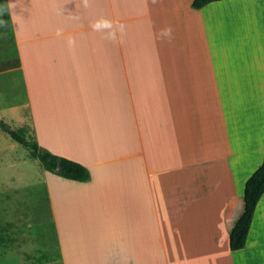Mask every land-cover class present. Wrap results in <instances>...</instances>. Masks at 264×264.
Instances as JSON below:
<instances>
[{"label":"crops","instance_id":"0c3cea01","mask_svg":"<svg viewBox=\"0 0 264 264\" xmlns=\"http://www.w3.org/2000/svg\"><path fill=\"white\" fill-rule=\"evenodd\" d=\"M192 2L0 0V93L90 173L44 170L59 264H264V193L229 249L264 155V0ZM100 17L127 26L122 43L91 29Z\"/></svg>","mask_w":264,"mask_h":264},{"label":"rangeland","instance_id":"374dc122","mask_svg":"<svg viewBox=\"0 0 264 264\" xmlns=\"http://www.w3.org/2000/svg\"><path fill=\"white\" fill-rule=\"evenodd\" d=\"M224 63L227 56L222 46L221 71ZM19 103V94L6 98L3 90L0 93V120L13 129L28 123L26 112L15 106ZM11 104L14 106L6 107ZM44 172L37 160L27 157L24 147L0 130V264H59L53 258L54 233Z\"/></svg>","mask_w":264,"mask_h":264},{"label":"trees","instance_id":"16d2710c","mask_svg":"<svg viewBox=\"0 0 264 264\" xmlns=\"http://www.w3.org/2000/svg\"><path fill=\"white\" fill-rule=\"evenodd\" d=\"M218 1L221 0H193L191 7L192 9L197 10L209 3ZM0 130L13 142L24 147L27 150V157L37 160L46 172L66 180L76 182L85 183L90 180V173L82 165L57 157L40 148L29 127L13 129L0 120ZM58 165H60L59 168L57 167ZM263 193L264 155L261 165L244 184V210L242 216L233 226L229 236V249L231 251H238L244 247L256 204Z\"/></svg>","mask_w":264,"mask_h":264},{"label":"clouds","instance_id":"9594fccd","mask_svg":"<svg viewBox=\"0 0 264 264\" xmlns=\"http://www.w3.org/2000/svg\"><path fill=\"white\" fill-rule=\"evenodd\" d=\"M82 7L87 9L91 6L90 0H81ZM152 4H157L158 0H151ZM12 7H15V5L10 4ZM63 10L60 12L62 15ZM73 21H78L79 16L73 15L70 17ZM6 24V21L0 20V26H3ZM91 29L94 32L102 33V38L105 40L112 41L113 43H122L123 37L126 34V25L122 22H114L112 20L106 19L104 17H100L99 19H96L94 22L90 24ZM63 34V29L58 28L56 30V35L61 36ZM159 36L161 38L167 39L169 42L173 39V30L171 27H166L160 30ZM69 46H74L75 41L72 38L68 39Z\"/></svg>","mask_w":264,"mask_h":264},{"label":"water","instance_id":"95a60500","mask_svg":"<svg viewBox=\"0 0 264 264\" xmlns=\"http://www.w3.org/2000/svg\"><path fill=\"white\" fill-rule=\"evenodd\" d=\"M58 168L60 167V165L57 166Z\"/></svg>","mask_w":264,"mask_h":264}]
</instances>
